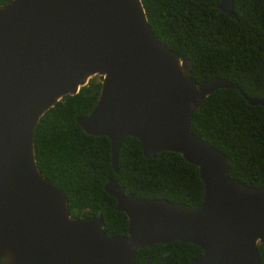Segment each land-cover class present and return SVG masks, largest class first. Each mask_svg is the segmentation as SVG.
Segmentation results:
<instances>
[{
	"label": "water",
	"instance_id": "95a60500",
	"mask_svg": "<svg viewBox=\"0 0 264 264\" xmlns=\"http://www.w3.org/2000/svg\"><path fill=\"white\" fill-rule=\"evenodd\" d=\"M232 4L214 7L235 18ZM93 77L96 101L74 120L108 138L111 169L124 137L136 138L146 158L177 153L197 169V206L136 199L108 180L103 190L125 214L126 235H106L101 216L68 214L63 193L36 167L33 133L49 108ZM219 88L264 108V98H246L224 78L194 83L189 61L155 37L140 0L0 4V264H135L138 249L171 241L202 250L189 264H262L264 187L231 178L227 157L190 128L193 111Z\"/></svg>",
	"mask_w": 264,
	"mask_h": 264
},
{
	"label": "trees",
	"instance_id": "16d2710c",
	"mask_svg": "<svg viewBox=\"0 0 264 264\" xmlns=\"http://www.w3.org/2000/svg\"><path fill=\"white\" fill-rule=\"evenodd\" d=\"M140 1L155 37L189 61L194 83L224 78L246 98H264V0H233L235 18L214 7L218 0ZM99 86L93 77L76 94L65 95L39 118L33 133L36 167L63 193L68 214L101 216L106 235H126L125 214L114 209V199L103 190L108 180L136 199L197 206L203 193L197 169L177 153L146 158L136 138L124 137L115 154L116 170L111 169L108 138L84 133L74 120L89 113ZM190 128L227 157L231 178L264 187L263 107L247 104L235 89L219 88L193 111ZM257 248L264 264V247ZM201 254L196 245L171 241L138 249L134 262L189 264Z\"/></svg>",
	"mask_w": 264,
	"mask_h": 264
}]
</instances>
